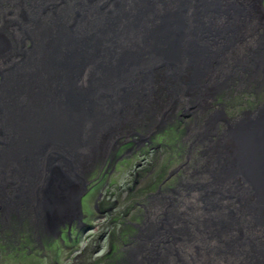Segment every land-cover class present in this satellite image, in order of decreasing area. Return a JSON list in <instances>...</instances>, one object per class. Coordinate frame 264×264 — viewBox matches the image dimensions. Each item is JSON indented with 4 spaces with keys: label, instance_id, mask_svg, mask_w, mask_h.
Returning a JSON list of instances; mask_svg holds the SVG:
<instances>
[{
    "label": "bare ground",
    "instance_id": "1",
    "mask_svg": "<svg viewBox=\"0 0 264 264\" xmlns=\"http://www.w3.org/2000/svg\"><path fill=\"white\" fill-rule=\"evenodd\" d=\"M0 7L19 16L0 32V202L12 219L42 239L61 232L83 216L78 186L103 153L104 163L193 109L186 154L197 176L150 202L166 212L171 243L159 260L146 252L154 264H264V102L233 115L220 100L264 90V0ZM176 229L186 242L172 241Z\"/></svg>",
    "mask_w": 264,
    "mask_h": 264
},
{
    "label": "rangeland",
    "instance_id": "2",
    "mask_svg": "<svg viewBox=\"0 0 264 264\" xmlns=\"http://www.w3.org/2000/svg\"><path fill=\"white\" fill-rule=\"evenodd\" d=\"M12 10L4 17L0 15V32L9 34V29L14 31L19 26V16L11 13ZM1 73L0 70V79ZM220 100L226 101L230 113L240 115L264 102V90L233 92ZM192 110L181 108L153 136L141 138L133 134L134 140L132 136L131 140L108 150L107 153L114 155L104 163L103 153L102 161L88 179L81 181L86 183L85 187L76 185L82 193L83 216L65 224L61 232L42 239L27 224L23 227L19 219H12L0 202V264H146L148 261L154 264L147 250H152L153 254H149L159 260L171 242L164 232L162 235L165 224L159 227L166 219V212L152 210L150 202L167 187L174 189L173 194L178 193L182 182L188 188V179L197 176L195 166L188 169L186 154L189 150L186 152V148H190L188 132L196 120ZM210 208L214 211L212 205ZM152 214L159 217L157 223L151 219ZM6 215L10 224L3 226L1 222ZM188 215L192 212L186 211L185 216ZM175 234L178 236H172V241L186 242L182 241L180 230L176 229ZM186 251L191 252L190 246ZM162 262L167 264L165 260Z\"/></svg>",
    "mask_w": 264,
    "mask_h": 264
},
{
    "label": "flooded vegetation",
    "instance_id": "3",
    "mask_svg": "<svg viewBox=\"0 0 264 264\" xmlns=\"http://www.w3.org/2000/svg\"><path fill=\"white\" fill-rule=\"evenodd\" d=\"M167 217V215L165 216V218ZM167 221V218L165 219V221H163L164 222V224H165V222ZM170 241V240H169Z\"/></svg>",
    "mask_w": 264,
    "mask_h": 264
}]
</instances>
